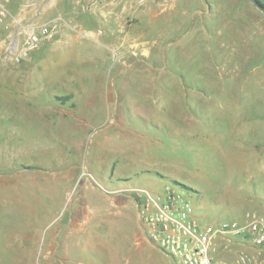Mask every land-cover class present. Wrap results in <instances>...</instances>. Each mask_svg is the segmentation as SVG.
<instances>
[{"label": "rangeland", "instance_id": "rangeland-1", "mask_svg": "<svg viewBox=\"0 0 264 264\" xmlns=\"http://www.w3.org/2000/svg\"><path fill=\"white\" fill-rule=\"evenodd\" d=\"M137 1L0 0V264H177L146 240L139 188H178L204 224L264 215V14Z\"/></svg>", "mask_w": 264, "mask_h": 264}, {"label": "built area", "instance_id": "built-area-1", "mask_svg": "<svg viewBox=\"0 0 264 264\" xmlns=\"http://www.w3.org/2000/svg\"><path fill=\"white\" fill-rule=\"evenodd\" d=\"M4 15L2 10L0 22ZM50 35L48 26L29 28L23 42L14 40L8 47L10 58H23ZM133 191L146 240L177 264H231L222 251L230 246L239 249L237 264H260L249 249H264V215L247 214L243 220L204 224L198 221L193 203L176 187Z\"/></svg>", "mask_w": 264, "mask_h": 264}, {"label": "crops", "instance_id": "crops-1", "mask_svg": "<svg viewBox=\"0 0 264 264\" xmlns=\"http://www.w3.org/2000/svg\"><path fill=\"white\" fill-rule=\"evenodd\" d=\"M258 1L264 4V0ZM137 5V0H116V4L114 5V7L120 9L121 12L129 11V13H134L135 11H137Z\"/></svg>", "mask_w": 264, "mask_h": 264}, {"label": "water", "instance_id": "water-1", "mask_svg": "<svg viewBox=\"0 0 264 264\" xmlns=\"http://www.w3.org/2000/svg\"><path fill=\"white\" fill-rule=\"evenodd\" d=\"M251 4L257 8L260 12L264 14V5H262L258 0H249Z\"/></svg>", "mask_w": 264, "mask_h": 264}, {"label": "trees", "instance_id": "trees-1", "mask_svg": "<svg viewBox=\"0 0 264 264\" xmlns=\"http://www.w3.org/2000/svg\"><path fill=\"white\" fill-rule=\"evenodd\" d=\"M261 3V2H260ZM262 4V3H261ZM262 5H264V4H262Z\"/></svg>", "mask_w": 264, "mask_h": 264}]
</instances>
